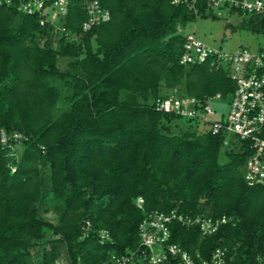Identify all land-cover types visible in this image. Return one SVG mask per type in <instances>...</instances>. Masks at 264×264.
<instances>
[{
    "label": "trees",
    "instance_id": "1",
    "mask_svg": "<svg viewBox=\"0 0 264 264\" xmlns=\"http://www.w3.org/2000/svg\"><path fill=\"white\" fill-rule=\"evenodd\" d=\"M24 1L0 0V129L27 137L0 143V264H114L112 254L130 252L137 259L125 264H148L138 225L172 209L227 218L211 234L168 224L169 242L193 257L221 248L231 264H264V182L244 179L245 141L224 144L154 108L175 87L232 94L227 67L180 63L178 29L217 18L208 0H99L109 19L86 31L82 0H72L61 24L77 38L61 34L57 47L59 32L19 10ZM224 10L264 39V17ZM101 230L110 239L100 242Z\"/></svg>",
    "mask_w": 264,
    "mask_h": 264
},
{
    "label": "built area",
    "instance_id": "2",
    "mask_svg": "<svg viewBox=\"0 0 264 264\" xmlns=\"http://www.w3.org/2000/svg\"><path fill=\"white\" fill-rule=\"evenodd\" d=\"M72 0H26L18 9L26 14H36L41 26L53 25L54 31L65 34L71 39L61 20L67 14ZM182 0H174L178 2ZM214 12L224 7L234 8L244 14L264 17V0H208ZM85 19L81 24L83 31L91 26L109 19L108 9L102 7L99 0H82ZM209 61L215 69L227 67L231 79L235 80L232 94L222 96L221 93L202 99L190 96L175 87L167 96L158 97L154 102L157 111L174 113L183 119L193 120L203 130L212 134L224 135V144H228L231 136L245 141L248 150L243 167L244 179L251 184L264 182V43L257 51L241 48L234 53L225 52L203 42L191 32L183 33L180 63L193 64ZM228 103L226 114L217 113L211 103ZM27 137L18 131L0 129V143L7 146L10 141L20 143ZM12 171L15 166H12ZM142 198L138 197L137 205L141 206ZM177 219L184 225H198L203 234L214 233L227 218L196 215L194 217L177 213L172 209L169 213L154 210L147 212L138 225L140 245L148 249V264H166L170 255L178 256L182 264H231L226 258V251L216 248L209 258L192 256L178 244L169 242L168 224ZM87 225L88 222H87ZM88 228V227H87ZM100 242L110 239L107 230L99 232ZM136 252L111 255L114 264H125L137 259Z\"/></svg>",
    "mask_w": 264,
    "mask_h": 264
},
{
    "label": "rangeland",
    "instance_id": "3",
    "mask_svg": "<svg viewBox=\"0 0 264 264\" xmlns=\"http://www.w3.org/2000/svg\"><path fill=\"white\" fill-rule=\"evenodd\" d=\"M217 18L206 17L197 18L196 21L187 24L184 29H178L181 33L191 32L203 42L211 47L221 49L225 52L234 53L241 48H247L250 51H257L264 43L261 35L251 32L245 27H241L242 17L238 14L228 13L225 10L214 12ZM60 33L50 37V42L53 47L58 46V38ZM45 40V37H40V43ZM65 60L60 61V66H63ZM212 109L217 113L226 114L228 103H211ZM184 121L180 122L181 129L185 128ZM180 130V129H179ZM175 130V131H179ZM48 218L54 219L52 213L47 215ZM39 253H35L34 259H39ZM58 264H67L64 258L58 260Z\"/></svg>",
    "mask_w": 264,
    "mask_h": 264
}]
</instances>
